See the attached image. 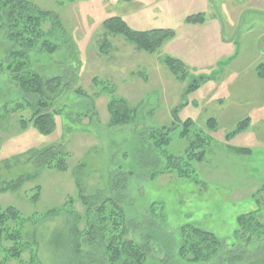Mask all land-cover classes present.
Instances as JSON below:
<instances>
[{
	"label": "rangeland",
	"instance_id": "rangeland-1",
	"mask_svg": "<svg viewBox=\"0 0 264 264\" xmlns=\"http://www.w3.org/2000/svg\"><path fill=\"white\" fill-rule=\"evenodd\" d=\"M28 1L52 13L42 28L58 45L52 54L35 49L30 66L63 83L52 101L58 110L54 128L49 133L31 124L21 128L19 120L35 108L23 99L19 110L11 108L16 93L3 68L12 42L0 31V186L29 175L15 190L0 192V205L31 218L23 222L30 243L22 259L35 255L42 264H73L62 228L74 216L63 205L72 199V209L84 217L82 193L94 206L117 201L128 222L126 238L147 250L143 264H264V236L236 233L239 215L257 210L264 219V77L258 75L264 65V0ZM112 16L133 30L168 29L172 35L153 52L139 50L105 30L103 21ZM166 57L183 65L177 73L182 78H175ZM111 96L134 110L132 122L109 124ZM208 118L215 120L214 129L207 128ZM186 119L191 133L181 139L178 128ZM244 119L247 127L236 130ZM172 125L178 128L170 132V143L154 148L149 128ZM198 131L210 142L203 160L191 163L194 173L161 174L166 157L185 156ZM59 145L67 154L66 171L30 160L34 152ZM240 147L248 150L237 151ZM53 208L56 215L43 216ZM84 222L80 219V230ZM185 225L213 233L222 245L218 253L208 261L180 256ZM84 238L81 245L89 251ZM100 252V262L84 264H108Z\"/></svg>",
	"mask_w": 264,
	"mask_h": 264
},
{
	"label": "trees",
	"instance_id": "trees-1",
	"mask_svg": "<svg viewBox=\"0 0 264 264\" xmlns=\"http://www.w3.org/2000/svg\"><path fill=\"white\" fill-rule=\"evenodd\" d=\"M54 17L48 10H41L28 0H0V31L4 37L12 42V48L8 51V64L3 68L7 71L9 82L14 85L16 93L15 102L12 103L13 111L19 110L23 103L21 99L31 104L35 110L28 119L19 120L21 128L28 125L35 126L41 132L49 133L55 126L54 114L58 111L52 108V101L60 95V87L63 80L60 76L45 78L30 66V53L38 49L42 52L52 54L58 50V45L46 38V32L42 28L43 23L48 18ZM198 19H202L200 16ZM105 30L112 34H121L130 41L134 46L146 52H153L160 47L162 42L172 35L168 29H151L137 31L131 29L120 17L112 16L103 21ZM165 64L170 69L175 78L180 79L177 73L182 71L183 65L170 57L164 59ZM258 75L264 77V65L258 66ZM262 70V72H261ZM196 82L191 85L194 87ZM81 93L80 89L75 91ZM52 97V98H51ZM18 101V102H16ZM108 111L110 113L109 124L111 126L125 125L133 121L132 113L134 110L129 108L123 99L111 96L108 102ZM93 110V109H92ZM95 114V111H92ZM134 115V114H133ZM92 118V117H91ZM247 119L240 121L236 130H243L247 127ZM191 121L186 119L180 123V127L172 125L171 127H150L149 138L155 137L153 141L154 148H161L170 143V132L178 128V136L181 139H188L191 133ZM216 122L213 118L207 119V128L214 129ZM236 132H232L235 134ZM210 138L205 133L198 131L193 138L188 140L185 156L168 155L167 163L159 172H173L177 177H190L194 170L191 168L192 162H201L205 155L206 145ZM151 149V147H149ZM248 149L240 148L237 151H247ZM145 155L146 152H145ZM153 156V155H152ZM67 154L61 145L48 146L40 151L34 152L30 160L34 161L40 168L56 171H66ZM148 155L146 156V158ZM157 159V158H156ZM156 164V161H155ZM157 168V166H156ZM156 173H152L151 178ZM31 177V176H30ZM29 179L27 176H19L16 180L7 182L0 186V192L15 190L21 186L24 181ZM124 181V178L121 179ZM120 180V181H121ZM118 183L114 184V187ZM36 195L32 199H36ZM119 198V196H116ZM80 201L83 206V215L81 217L74 211V202L69 199L65 206V214L74 216V219H67L69 225L63 226L67 233L66 242L70 244L71 256L70 263L84 264L97 258L102 251L104 256L107 255L108 264H143L147 250L144 246L137 245L130 239H127L128 222L125 220L122 208L117 201L112 198L104 199L97 206L92 205L88 197L80 193ZM107 203V204H106ZM110 210L107 212V205ZM67 211V212H66ZM59 212L58 208H53L44 213L43 216H54ZM257 210L241 214L236 218L238 232L241 236L246 235H263L264 236V219L260 220ZM42 216V215H41ZM42 216V217H43ZM85 219L84 228L80 230L78 223L80 219ZM30 217H23L19 210L14 206L2 207L0 205V253L2 258L0 264H7L12 259L17 260V264H42L35 255L30 256L28 260L22 259L23 251L30 242L24 240L23 222L30 220ZM28 233H25L27 235ZM246 234V235H245ZM87 243L85 251L81 245V237ZM182 244L179 248L180 256L189 261H208L214 257L221 249L222 245L219 239L211 232L196 228L192 225L181 227ZM240 235V234H239ZM29 236V235H28ZM27 236V238H28ZM101 253V252H100ZM98 255V256H97ZM106 259L103 258L102 261ZM100 262V260H99Z\"/></svg>",
	"mask_w": 264,
	"mask_h": 264
},
{
	"label": "water",
	"instance_id": "water-1",
	"mask_svg": "<svg viewBox=\"0 0 264 264\" xmlns=\"http://www.w3.org/2000/svg\"><path fill=\"white\" fill-rule=\"evenodd\" d=\"M221 33H223V27L221 26Z\"/></svg>",
	"mask_w": 264,
	"mask_h": 264
},
{
	"label": "crops",
	"instance_id": "crops-1",
	"mask_svg": "<svg viewBox=\"0 0 264 264\" xmlns=\"http://www.w3.org/2000/svg\"><path fill=\"white\" fill-rule=\"evenodd\" d=\"M241 148V147H240ZM244 149H246L245 147H244Z\"/></svg>",
	"mask_w": 264,
	"mask_h": 264
},
{
	"label": "flooded vegetation",
	"instance_id": "flooded-vegetation-1",
	"mask_svg": "<svg viewBox=\"0 0 264 264\" xmlns=\"http://www.w3.org/2000/svg\"><path fill=\"white\" fill-rule=\"evenodd\" d=\"M261 65V64H260Z\"/></svg>",
	"mask_w": 264,
	"mask_h": 264
}]
</instances>
